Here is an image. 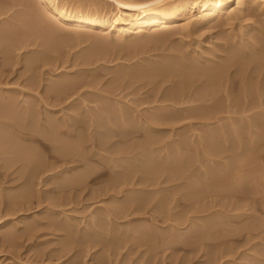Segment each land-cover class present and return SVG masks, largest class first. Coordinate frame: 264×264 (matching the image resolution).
I'll return each mask as SVG.
<instances>
[{"label":"rangeland","instance_id":"rangeland-1","mask_svg":"<svg viewBox=\"0 0 264 264\" xmlns=\"http://www.w3.org/2000/svg\"><path fill=\"white\" fill-rule=\"evenodd\" d=\"M20 1L24 5H22ZM34 1L32 0H29V1L28 0H23V1L22 0H0V7H1L0 9L2 8L6 9L8 7L11 9L10 10L11 15L9 12L6 18L0 19V30L3 31V33L2 32L1 33L5 35V36H3L2 34L0 35L2 36L0 37V53H3V54H0V57H1L0 66H2L1 63L2 62L4 63V60H7V58H9L10 56V59H9L10 63H8L9 65L6 68L4 67V69L0 67V88H1L0 90L15 91L17 89L16 90L17 92L22 90L21 91L22 93L20 94L17 93L21 95V96L18 95L19 100H22V99L24 100V98L26 99V97H28L31 93L32 97L29 96L27 98L28 100H30V102L29 101L28 102L34 105L36 104L37 101H39V105L37 103L34 106L36 109L39 108L40 112L43 113L42 116L39 115L41 116L40 118L44 117V120H45L48 117H50L51 119L55 117L54 119L55 121H57L56 124L57 125L60 124L58 125L59 128L56 127L57 130L55 128L53 129L55 130V132H53V130L51 131V133L53 134L49 132V134L52 137H54L53 141H55V143L57 144H60V143L65 144V145L67 144V146L71 144L72 147H74L75 149L77 148L76 150H77L78 157L76 155L75 159H81L82 157L83 159L81 160L82 162L79 161L77 164L70 163L67 166L64 163V160L61 157H59V155L53 150V147L50 146L49 142L44 141V144L48 145V146L47 145L44 146V144L41 145L36 141L34 142V140H26L27 138L25 136L22 137L23 139L25 138V140L21 139L20 144L23 143V146L28 145L29 147H33V149H35L34 150L35 154L37 155L38 158L40 159L43 158L42 159L43 162L44 161H46L45 163L49 162V164H53L54 167L55 166L56 167L55 169L52 170V172H49L50 174L48 172H46L45 175L42 174L43 177H41V181L43 183L40 181V178L39 180H37L38 177L34 179V181L35 180L40 181V184L39 182L37 183L36 181L35 182L33 181L35 184L37 183L36 185L34 184L35 186L32 185L34 186L36 192H35V196L33 197L34 199L28 198V200L30 201L26 200L25 199L26 197L23 199L20 197V195L23 194V192H25V190L27 189L25 187H28V186H25L28 184V182H26L27 177L24 176L25 178L22 179L23 177L20 174L19 166L21 164L15 165L16 167H13L11 171L5 173L6 175H0V202L3 201L2 204H0V264H212V263L213 264H218V263L219 264H264V191H263L264 188L260 187L259 185L260 184L259 181L261 180L258 179L259 180L258 181L255 178V177L259 178L258 177L259 172L256 173L257 176L255 177L253 176L255 172L259 171V168L263 169L264 171V139H263L264 138V127L262 128V126L264 125V89H261V91L259 90L260 93L259 91L258 93L256 92L258 94V97H257V94H255L256 96L255 99L258 100L259 103L257 101L258 103L257 104L255 100L254 102L255 104L252 103L250 105L251 106L249 108L250 111L247 110L249 106L246 108V111L244 112L243 110L245 109L240 110L241 109L240 108L239 109L240 111H239V110H236L237 107L234 106L235 108L231 107L229 109L223 110L224 113L223 111H220L218 113L214 112V116L215 114L217 115L220 114L218 116L217 115L215 116L216 117L215 119H218V121L216 122V120L215 121L212 120L214 118V116L212 117L213 113L210 114L211 118H208V120L206 118L205 120L203 118L201 119L198 118V116H200L198 115V113L200 112L197 113L196 111H191V112L186 111L190 109V106L193 103H191L190 106L188 105V103L184 104L185 106L188 105L187 106L188 108H186V110L182 108L184 107L183 104L180 105L182 110L186 111V113L182 112L183 115H181L182 113H181V109L179 108L180 107L179 105L177 106L175 105L176 106L175 107L174 105L172 106L171 105L172 103L170 104V102L164 103V101H162L161 96H163L164 94L166 95V93L174 90L173 88H175L176 86L175 85L176 79L174 80V78H172L173 80L170 78L171 80L170 79L169 81L167 80L168 82L164 81L166 84L161 82L160 85H159L160 82L159 83L157 82L158 84L157 85L156 82L154 81L144 82V80L142 81L138 79L137 80L131 79L132 81L131 82L129 81L130 79L128 80L124 78L120 80L119 82H113L118 76L116 75L118 74L117 71L119 72V75H120L122 72L125 74L126 70H127L126 73L131 72L133 70L132 67L137 68L141 64L151 65V64H155L153 63L154 61L155 62H161L165 60L169 61L171 56H173V59H175L174 56L176 57L177 55L181 54L180 53L181 51L189 55H190V52H191V55L194 52L195 54L197 53V55L201 53L202 55L199 54V56H202V58L205 57L204 54H206V56H209L212 54L213 56L214 53L216 54L218 53V52H215L217 50L216 48H213V47L224 48V45L225 47L229 45L228 43H230L231 46L232 44H234L233 43L234 40L236 41V39L233 38L235 33H237L235 37L239 38V33H240L239 27L236 26V24L233 25V27L226 25V22L222 18L223 20L220 19L218 21L215 20L214 22H212L211 23L212 25L206 24V25L197 26V28L195 27V29L193 28L192 29L193 34L189 35L190 36V37L188 36L189 38L187 37L185 33L183 32L179 33L178 31V32H174V34L172 33V35L171 33H168L171 36V37L169 36L167 37L169 40L166 38L167 35L166 36L161 35L164 38L158 37L160 36V33H159L157 36L155 35V37L143 36L141 38L126 40L123 42L121 41L122 44L120 42L118 44L116 42L112 43V44L116 43V45L118 46L120 45L122 46V48H124L125 46L124 48L125 50L126 49L128 50V48L129 50H131L132 49L131 47H133V49L135 47L139 49L141 48V51L140 50H139L140 52L138 51V54L139 53L141 54H139L138 56L135 55L134 57H129V58H128L127 50H126L127 57H125L126 54L124 53L125 52L124 49H122L124 52L117 49L121 53L125 54V55L124 54L119 55V52H117V50H116V53L114 52L112 53V49L109 48L110 49V52H109L108 47H110L111 44L107 46V48L101 47L102 44L108 43V37L105 36L106 33L100 32L101 33L100 34L99 32L98 33L93 32L92 34V32L86 33L83 30L77 31L78 34H76L75 30L69 31L71 33V36L73 33L74 37L70 38L69 37L70 34H69L68 37L65 38V41H64V37H62L60 40L64 41V43L66 44L59 41V43H61L60 45H58L59 48L54 47L57 45L51 43L53 44L52 51H51L52 47L50 46V44L47 46L46 45L44 46L43 45H40V46L31 45V47L18 49L15 51L13 48H11L13 49V50L9 49V51L11 52H9L7 55L4 54L5 46L10 45L9 44L10 36H8L7 28H4V27H7L8 22L14 21L13 16L18 19L17 24H20V20L21 22L23 19L25 20L26 17H24L25 16L24 14L26 13V10H25L26 8L23 6H25V4L28 2L30 3ZM76 1L78 0H69V2H74L75 4H76ZM79 1L82 4L91 5L92 7L96 9H100L104 13L105 12H107V14L110 13L109 15L111 16H115V17L120 16V13L116 11L117 10L116 6L112 3V0H79ZM16 3H18V5ZM261 3L263 5L262 7L264 10V0ZM232 5L236 6V2L232 3ZM22 11H25L24 14ZM91 11L92 10H89V12ZM12 12H13V15H12ZM195 14L199 15V13H196V12ZM20 16L21 17L23 16V19L22 18L19 19ZM255 16H252V15L248 16L251 19L250 20L251 22L249 21V18H248L247 21L245 20L246 22L244 23V25L248 24V21L249 23H252L253 21H255L256 23L252 25V28L260 29L263 25L262 18H264V15L262 14V12H257ZM5 22L7 23V25ZM243 22H242V25H243ZM9 26L13 30H18L17 27L19 25L18 26L16 25L17 27L14 25L16 29L12 25H9ZM5 30H6V33H5ZM65 30L62 31V33L64 32L63 34H65ZM231 30H233L234 32ZM76 36H80L78 37L79 39ZM143 38L144 39L146 38V39L144 40ZM259 38L263 40L264 36L261 35V37ZM105 39H106V42H105ZM67 40H70V41L68 42ZM95 40L97 41V43ZM114 41H117V40H114ZM224 41L227 42V45H226V42ZM126 46H128V48H126ZM179 46L182 48L179 49ZM55 48L57 49L55 50ZM104 48L106 49V53L104 52L105 51ZM100 49L104 53L101 52ZM45 51L46 53L49 52L48 53L49 55H46V56H49L50 58L49 62L51 64H49V62L45 64H43L44 62H40V63L38 62V64L36 63L37 65L36 64L32 65V63L30 64V62H28L30 58L34 57L35 55L37 56L38 53L39 54H42V52L45 53ZM210 51H212V53ZM89 54H91V56H89ZM2 57L4 60H2ZM86 58H88L89 61ZM253 58L254 56H252L250 59H253ZM11 59H13V61ZM173 59L171 58V60ZM223 60L224 59H221L220 61V59H218L217 63L219 62L222 63ZM146 61L148 63H145ZM248 61H249L248 63H250V60ZM245 62L247 63V61L244 60V63ZM215 63H212V65ZM206 64L208 65V63ZM135 65H138V66H135ZM250 65H253V64H250ZM32 66H35V67L31 69ZM251 67L252 66H250V68ZM126 68H129V69H126ZM259 71L262 72V70H259ZM79 74L82 75L84 78L82 79L83 81H81L80 87L78 86L77 90L79 91H77L76 93L74 92V94L71 93L72 96H69L70 99L65 98L64 101L66 103L63 101V103L59 102L60 104H58L57 101H54L52 99L54 98L53 97L54 95H52V93L49 92V86L55 84L56 81L57 83L58 82L60 83V81L61 82L64 81L65 78H74V76L79 75ZM239 74H241L242 76L241 75L239 76ZM261 74L262 75H260L259 77H256V80L257 78H259V80L263 78L264 75L263 73ZM234 75H236V73ZM245 75L246 74L242 72V73H237V76L239 77L235 76L237 83L235 82L236 85L235 84H234L235 86L233 85L235 90L233 89L234 92L231 91V93H233V95H236L235 96L236 98H237V94H240L241 92V91H237V90H241L239 78L245 77ZM28 76L29 77L33 76V77H36L35 79H38V82L36 83L38 87H36L35 85L34 87L36 88H33V86L32 88H30V85L28 83L29 82ZM86 78H87V81H86ZM26 79L28 80V82H26L27 81ZM110 82H112L113 86L111 85ZM146 83H147V86L145 85ZM196 84H197V89L200 88L198 86L201 85V83L199 84L198 82ZM26 86H28V90L26 89L27 88ZM156 86H158L159 89H157ZM195 86L196 85H193L191 87V91L192 90L196 91ZM236 86L237 87L239 86V89H237ZM29 88L31 89L30 91H29ZM151 90L153 92H150ZM13 91H8L7 95H9V92L12 93ZM15 93L13 92L12 94L15 95ZM24 94L25 95L29 94V95L25 96ZM220 94L222 95L223 93H220ZM253 94H254V91H253ZM41 95L44 97H42ZM50 95L52 96V98ZM233 95L229 96L230 97L229 99L233 98ZM156 96L157 97L159 96V97L157 98ZM48 97H50V99H48ZM42 98L43 100H45V98L48 99L47 101L50 100L49 101L50 103L46 101L48 104L47 105L46 102L43 101L45 102L43 104ZM150 98L152 99L154 98V99L152 100ZM223 98L225 97H222V98L218 97L217 99L219 100L216 99V101H220L222 104L225 100ZM155 99H157V101H155ZM220 99H222V101ZM53 101L57 104H55ZM51 102L54 103L55 105L52 104ZM118 102H120L121 104H118ZM212 103L214 104L215 100L209 101L208 104H212ZM195 104L196 103H194L193 105ZM46 105L49 106V110L46 107ZM52 105H54L53 106L54 108H51ZM158 105L160 107L161 106H164V107L160 108ZM43 106L44 108H42ZM119 106L120 107L122 106L123 108V109L121 108L122 111H126L129 109L128 112L126 111L127 112L126 116L129 117V120L128 119L126 120L127 122L131 121L130 124L124 123L126 120L124 119L122 120V118L120 117L119 118L117 117L118 119L116 118V115L118 116L119 114L118 113V109L120 108ZM172 107H174L175 110L179 109L177 111L178 113ZM155 108H157L158 110ZM111 109L112 111H109ZM164 109L167 112L169 111L168 112L169 114L166 111H164ZM172 109L175 112L172 111ZM155 110L157 111L155 112ZM233 111L234 113H232ZM153 112L155 114H153ZM193 112H195V114ZM131 114L133 118H131L132 117ZM161 114L163 115L165 114L166 116L164 115L162 117ZM47 115L49 116L45 117ZM50 115L51 116L53 115V116L51 117ZM113 116L116 118L115 121L118 123L114 121ZM151 116L155 117L156 119L158 117L159 122H157L158 119L157 120L155 119L157 123L153 122L154 118L152 119ZM161 117L162 119H164L165 117L164 119L165 122L163 121L162 123H160ZM54 119L52 120L54 121ZM57 119H60V120H57ZM219 119L221 120L219 121ZM119 120L122 121V124H127L128 126L122 125ZM145 120L147 121V123ZM27 121L30 123L29 118H25V121L20 122V124L23 123L21 125H24L23 127H25V125H28ZM248 122H249V125H248ZM250 122H253L256 126L255 125L254 127H252L253 125L250 126ZM258 122L261 125L260 124L258 125ZM12 124L13 122L12 123L10 122L8 125L11 126ZM1 127L2 126L0 125V128ZM5 128L2 127L1 130ZM214 128L215 130L213 131ZM59 129L62 132L59 131ZM226 129L228 131H226ZM5 130H7V128ZM68 130H71L72 132ZM222 130L223 132H221ZM230 130H231V133H230ZM244 131H246V133ZM126 134L127 136L124 137ZM149 134L151 135L154 134V137L152 138L150 137L151 136L150 135L149 138H146L148 137ZM56 135L57 137H55ZM258 135L259 136L262 135V136L258 137ZM105 136L109 138L112 136L113 137L111 139L106 137L105 139ZM155 137H156V140H158L157 142L160 141L159 143L157 142L156 144L154 143L156 141ZM258 138L261 139L262 142L259 143L257 141L259 140ZM184 139L186 142L184 141ZM152 140H155V141L153 142ZM178 140L180 142H178ZM228 140L231 143H229ZM18 142H19V138H18ZM79 143L81 144V146ZM138 144L140 147L138 146ZM143 144L144 146H141ZM262 146H263V149H262ZM136 147H138L139 149H137ZM219 147H221V150ZM232 147L233 148L236 147L237 150L233 149ZM127 149H130L128 151L129 152L131 151L132 153L127 152ZM148 149L153 154H151L148 151ZM43 153L44 155H42ZM210 153L216 156H212ZM233 154H234L233 156L234 158L232 157ZM178 155H180L181 158ZM220 155H221V158H220ZM149 157L150 158L153 157L152 158L153 161H151L152 159H149ZM178 158L180 159L178 160ZM237 158H240L242 160H239ZM232 159L234 160L237 159L241 161L242 165L239 161H236V160H235L236 161V164H235V161ZM243 159H245V161ZM231 161H234L232 162L233 164L232 163L230 164ZM146 162H147V166H146ZM55 163H57V165ZM219 163H222V164L220 165ZM118 164L120 167L118 166ZM113 165L114 166L116 165V166L114 167ZM237 165L238 166L241 165L240 167H242V170L246 169L247 171L246 170L242 171L241 168L238 167ZM72 167L76 169H72ZM113 168L115 169L114 171H113ZM233 168H235V170ZM236 168H239L240 169L239 171L243 173L240 172L239 174V172L236 171L237 170ZM232 169L236 171L237 174L231 171ZM249 169L251 170L249 171ZM145 170L146 172H144ZM148 170L149 172H147ZM226 170L228 173L226 172ZM244 172L250 173L251 177L250 178L247 177L248 173L244 174ZM118 173H121V174H118ZM252 173L253 175H251ZM87 174L89 176L87 178L88 181L86 179V182L85 184H82V187L77 186L79 188L75 187V189L74 187H72L71 189L73 190H71L69 186H67L69 187V189L66 187H63V186H66L64 185L65 183L64 184L62 183L63 180L61 181L63 177L66 179L67 177L74 178V176L77 177L78 175L81 176V175H87ZM145 174L147 175L145 176ZM197 174L198 176L196 177ZM231 174L233 175V177ZM218 175L220 177H217ZM229 175L232 178H235L237 176L239 177L235 178L236 180L230 177L231 180H235V181L233 182L231 181V183L233 184H231L230 186L228 185L230 183L226 182V184L228 183L227 186H229V187L226 186V188H229V189H226V192H225V190L223 191L222 185L225 186L224 185L225 183H223V181L224 182L228 181ZM244 176L246 177V179H244L245 178ZM122 177L124 179L127 178L128 182L127 181H126L127 183L119 182L122 184L121 185L118 183L119 188L121 187L120 190L119 188L117 189L116 187L114 188V186L111 184L113 182L112 180L116 178H118L119 180L120 179L124 180ZM146 177L147 179L149 178L148 179L149 182L145 179ZM151 177L153 179L150 180ZM214 177H215V180H214ZM224 177L225 179L228 177L227 180H225ZM45 178L46 179L49 178V179L45 180ZM137 178H138V182H137ZM239 178L241 179L242 182L240 181L236 182L237 180H240ZM140 179L143 181H140ZM253 179L255 181H253ZM261 179H264V178H261ZM246 180H251V183L250 181H246ZM44 181H49L48 184L46 183L48 186L45 184ZM59 181L60 183H62L60 185H61V188L64 190L58 189L60 187ZM150 181H153V184L154 182H156L157 184H155V186L153 185L151 186L149 185V183L152 184ZM57 182H58V185H57ZM243 182L244 184H242ZM261 182L264 183V180H262ZM107 183L109 184V186ZM237 183H239L240 186L239 185L236 186ZM263 183H261V186ZM255 185H256V188L258 186L257 189L255 188ZM110 187L111 188L113 187L114 189L112 188L111 190ZM210 188L212 191L213 190L214 191L212 192ZM102 189L104 190V192ZM200 189L201 191L203 190V192H201ZM207 190H209V194L210 192L212 194L209 195ZM257 192L258 193L260 192L261 194L260 193L258 194ZM230 195L233 197H231ZM15 196H19L20 198L16 199L15 201H12L11 200L12 197L15 198ZM10 201H12L11 204L9 203ZM137 201L139 204L137 203ZM130 202H133L132 204H135V203H137L138 205L142 204L140 205L141 208L137 204H135L134 206L133 205L131 206ZM218 202L219 204H217ZM122 203L126 204V206L130 203L127 208L125 207L126 208L124 209L125 211L123 210L124 204ZM236 203L239 205H237ZM118 205L122 208L116 207ZM129 206L131 207L129 208ZM163 206L166 208L162 209ZM6 209H8L9 211ZM108 212L109 213L111 212L110 214H112L110 215V217L107 216ZM114 212L116 215L114 214ZM92 215H94V217ZM106 216L110 220L105 219ZM53 218L55 220L54 223L52 221V224L54 226H52L51 222H49L50 220H53ZM101 218L103 219V221ZM9 220L12 222L10 223ZM99 220H101V222ZM32 227L33 228L35 227L34 228L35 230ZM88 227H92V228H88ZM10 230L12 231V234L14 235L12 240H8L6 238L7 234L11 233ZM88 231H90L91 233H89ZM89 235L92 236V238L89 237ZM67 237H68V240H67ZM86 237H87V239H85L86 244L85 242H83L82 244L81 240ZM93 237L96 239L95 241H97L98 245L94 241ZM97 237L99 238L103 237V238L99 239ZM71 238L74 240H72ZM89 238H91L90 241H89ZM13 239H15L14 242H13ZM94 242H95V245L93 244Z\"/></svg>","mask_w":264,"mask_h":264},{"label":"bare ground","instance_id":"bare-ground-1","mask_svg":"<svg viewBox=\"0 0 264 264\" xmlns=\"http://www.w3.org/2000/svg\"><path fill=\"white\" fill-rule=\"evenodd\" d=\"M23 1V0H22ZM29 1V0H28ZM32 1H34V0H32ZM18 2V1H17ZM21 2V1H20ZM24 2H26V1H24ZM236 2V6H233L232 5V3H235ZM261 2H263V0L262 1H260V0H112V3L116 6V11H118V13H120V16L119 17H115V16H111V15H109V14H107V12H103L102 10H100V9H96V8H94V7H92L91 5H86V4H82L79 0L78 1H76V4L74 3V2H69V0H36V1H34V2H28V3H26L25 4V6H23V7H25L26 9V13L24 14V12L25 11H22L23 12V14L25 15L24 17H26V19L24 20L23 19V16L21 17L20 16V18L19 19H23L22 20V22H21V20H20V24H17V21H18V19L17 18H15L14 16H13V19H14V21H10V22H8V25H7V23H6V25H7V27H4V28H7V31H8V36H10V38L9 37H7V38H9L10 39V45L8 46H5V53L4 54H8L9 52H11V51H9V49H11V48H13L14 49V51L15 50H18V49H23V48H28V47H31V45L32 46H34V45H49L50 44V46L52 47V45L53 44H55V45H57V46H54V47H58L59 48V46L58 45H60L61 43H59V41H61L62 43H64V41H65V38L66 37H68V35H69V37L71 38H73L74 36H73V33H72V36H71V33L69 32V31H71V30H75L76 31V34H78L77 33V31H85L86 33L88 32H92V34H93V32L95 33V32H101V33H106V35L105 36H107L108 37V43H106V44H102L101 45V47H105V48H107V46H109L110 44V47H108V49L110 48V49H112V53L114 52V53H116V50L118 49V50H120V51H122V52H124L122 49H124L125 48V46H124V48H122V46H118V45H116V43L118 44L119 42L121 43V41L123 42V41H126V40H132V39H136V38H141V37H143V36H149V37H155V35L157 36L159 33H160V36H158V37H162V36H166V38L169 36V37H171L168 33H171V35H172V33L174 34V32H178L179 31V33L180 32H183V33H185L186 35H187V37L189 36V35H191V34H193V28L195 29V27L197 28V26H201V25H206V24H211L212 22H214L215 20H223L224 19V21L226 22V25H229V26H232L233 27V25H235L236 24V26H238L239 27V38H236L235 37V35L237 34V33H235V35H234V39H236V41L234 40V44H232V46L230 45V43H228L229 45H227V42L226 41H224V42H226V47H225V45H224V48H217V47H213V48H216V50L217 51H215V52H218L217 54L216 53H214V51H213V56H212V54L211 55H209V56H206V54H204L205 55V57L204 58H202V56H199V54H201V53H199L198 55H197V53L195 54V52L191 55V52H190V55L189 54H185V52H180L181 54H179V55H177L176 57L174 56V58L175 59H173V56H171V58L173 59V60H171V58L169 59V61L168 60H165V61H161V62H153V63H155V64H151V65H139V67H137V68H133L132 67V71L131 72H129V73H126L127 72V70H126V72H125V74L122 72L120 75H119V72L117 71V73L118 74H116V75H118L117 77H116V81L114 80L113 82H119L120 80H122L123 78L124 79H130L129 81H131V79L132 80H144V82L145 81H154V82H156V84H157V82L159 83V85L161 84V82H163L164 84H166L164 81H169V79L171 78H174V80L176 79V86H175V88H173L174 90H172V91H170V92H168V93H166V95L164 94H162L163 96H161L162 98V101H164V103L165 102H170V104L173 106H177V105H184V104H186V103H188V105L190 106V104L191 103H196L195 105H193V104H191V106H190V109L189 110H186V108H188L187 106H185L184 105V107H182L184 110H186V111H189V112H191V111H196L197 113L198 112H200V113H198V115H200V116H198V118H203V119H205L206 120V118H207V120H208V118H211L210 117V114H212V117L214 116V112L215 113H218V112H220V111H223V110H225V109H229V108H231V107H237V109L236 110H239L240 108V110H243V109H245V110H243V112L244 111H246V108H247V110H249V108L251 107L250 105L252 104V103H254L255 102V98H256V96H255V94H257L258 93V91L260 90L261 91V89H264V76H263V78H262V76H261V78L262 79H260L259 80V78H257V80H256V77H259L260 75H262L261 73H263V75H264V39L263 40H261V38H259V37H261V35H263L264 36V18H262V23H263V25H262V27L259 29V28H255V29H253L252 28V25L253 24H255L256 22L255 21H253L252 23H249V21L251 20L248 16H250V15H252V16H255L256 14H257V12H262V14L264 15V10H263V5H262V3ZM14 3H15V1H14ZM19 3V2H18ZM18 3H16L17 5H18ZM15 4V5H16ZM21 4L22 5H24L22 2H21ZM20 5V4H19ZM7 6V5H6ZM17 7V6H16ZM1 8V7H0ZM9 8V7H8ZM8 8H2V9H0V17H2V18H0V19H4V18H6L8 15V13L10 12V8L8 9ZM89 10H92L91 12H89ZM108 11V10H107ZM114 11V10H113ZM195 12L196 13H199V15L197 16L196 14H195ZM256 13V14H255ZM113 14H114V12H113ZM10 15H11V12H10ZM12 15H13V12H12ZM19 16V15H18ZM17 16V17H18ZM258 16V15H257ZM12 17V16H11ZM256 17V16H255ZM259 17V16H258ZM28 18V19H27ZM30 18V19H29ZM223 18V19H222ZM248 18H249V21H248V24H245L244 25V23L248 20ZM252 18V17H251ZM10 19H12V18H10ZM246 20V21H245ZM223 21V22H224ZM244 21V22H243ZM260 21H261V19H260ZM242 22H243V25H242ZM251 22V21H250ZM3 23V22H2ZM6 25H4V26H6ZM9 25H12L13 27H14V25L18 28V30H13V29H11V27L9 26ZM207 25V26H208ZM212 25V24H211ZM217 25V24H216ZM8 27H10V28H8ZM224 27V26H223ZM15 28V27H14ZM67 28V29H66ZM16 29V28H15ZM65 30V34H63L62 33V31H64ZM70 29V30H69ZM67 30H68V32H67ZM197 30V29H196ZM229 30V29H228ZM75 31H73V32H75ZM231 31H233V30H231ZM3 33V31H1L0 30V35ZM234 32V31H233ZM5 33H6V30H5ZM67 33V34H66ZM100 33V34H101ZM157 33V34H156ZM179 33H177V34H179ZM194 33H195V31H194ZM224 33V32H223ZM83 34V33H82ZM176 34V33H175ZM184 34V35H185ZM3 35V34H2ZM18 35H19V37H18ZM81 35V34H80ZM84 35V34H83ZM103 35V36H104ZM162 35V36H161ZM196 35V34H195ZM3 36H5V35H3ZM17 36V37H16ZM102 36V37H103ZM0 37H2V36H0ZM62 37H64V41H62V40H60ZM77 38L78 37H80V36H76ZM89 37V36H88ZM190 37V36H189ZM188 37V38H189ZM162 38H164V37H162ZM165 38V39H166ZM232 38V39H233ZM69 39V38H68ZM79 39V38H78ZM144 39V38H143ZM146 39V38H145ZM144 39V40H145ZM155 39V38H154ZM157 39V38H156ZM168 39V38H167ZM171 39V38H170ZM215 39V38H214ZM3 40V39H2ZM82 40V39H81ZM100 40V39H99ZM98 40V41H99ZM114 40H119L118 42L117 41H114ZM139 40V39H138ZM169 40V39H168ZM227 40V39H226ZM4 41V40H3ZM68 42L70 41V40H67ZM80 41V40H79ZM96 41V40H95ZM102 41V40H101ZM163 41V40H162ZM223 41V40H222ZM230 41V40H229ZM39 42V43H38ZM105 42H106V39H105ZM113 42H116V43H114V44H112ZM127 42H129V41H127ZM51 43H53V44H51ZM96 43H97V41H96ZM104 43V42H103ZM145 43V42H144ZM147 43H148V41H147ZM182 43V42H181ZM4 44H5V42H4ZM3 44V45H4ZM8 44V43H7ZM64 44H66V43H64ZM122 44V43H121ZM187 44V43H186ZM216 44V43H215ZM2 45V46H3ZM144 45V44H143ZM181 45V44H180ZM249 45V46H248ZM49 46V47H50ZM100 46V45H99ZM114 46V47H113ZM141 46H142V44H141ZM221 46V45H220ZM4 47V46H3ZM50 47V48H51ZM39 48V47H38ZM44 48H46V47H44ZM43 48V49H44ZM104 48V49H105ZM126 48H128V46H126ZM132 49L131 50H129V48H128V58L129 57H134L135 55H139V54H141V53H139L138 54V51L140 50L141 51V48L139 49V48H137V47H135L134 49H133V47H131ZM144 48V47H143ZM146 48V47H145ZM180 48H182V47H180L179 46V49ZM187 48V47H186ZM13 49H11V50H13ZM46 49H48V48H46ZM52 49H53V47L51 48V51H52ZM57 48H55V50H56ZM103 49V48H102ZM110 49H109V52H110ZM115 49V50H114ZM2 50V49H1ZM42 50V49H41ZM117 50V52H119V55H122V54H126V50H125V52L124 53H121L120 51H118ZM187 50V49H186ZM202 50V49H201ZM36 51V50H35ZM49 51V50H48ZM93 51V50H92ZM100 51L101 52H103L101 49H100ZM139 51V52H140ZM178 51V50H177ZM55 52V51H54ZM53 52V53H54ZM58 52V51H57ZM96 52V51H95ZM105 53H106V49H105V51H104ZM103 52V53H104ZM108 52V53H109ZM172 52H174V51H172ZM172 52H171V54H172ZM205 52V51H204ZM209 52V51H208ZM211 53H212V51H210ZM28 53V52H27ZM49 53V52H48ZM48 53H46V51H45V53L44 52H42V54H37V56L35 55L34 57H32V58H30L29 60H28V62H30V64L32 63V65L33 64H38V62L40 63V62H44L43 64H45V63H48L49 62V56H46V55H49ZM103 53H102V55H103ZM177 53V52H176ZM189 53V52H188ZM203 53V52H202ZM0 54H3V53H0ZM12 54V53H11ZM124 54V55H125ZM209 54V53H208ZM27 55V54H26ZM32 55V54H31ZM52 55V54H51ZM87 55V54H86ZM93 55V54H92ZM123 55V56H124ZM169 55V54H168ZM202 55V54H201ZM9 56V55H8ZM89 56H91V54H89ZM110 56V55H109ZM252 56H254V58L253 59H250ZM12 57V56H11ZM53 57V56H52ZM57 57V56H56ZM125 57H127V54H126V56ZM170 57V56H169ZM168 57V58H169ZM1 58V57H0ZM103 58V57H102ZM248 58V59H247ZM10 59V56H9V58H7V60H4L3 59V57H2V60H4V63L2 64L1 63V65L2 66H0L1 68H3L4 69V67L6 68L9 64L8 63H10L9 60ZM53 59V58H52ZM85 59V58H84ZM88 61H89V59L88 58H86ZM218 59H220V61H221V59H224L223 60V62L222 63H217V61H218ZM12 61H13V59H11ZM86 60V61H87ZM146 60V59H145ZM164 60V59H163ZM243 60V61H242ZM244 60L245 61H247V63L245 64L244 63ZM248 60H250V63H248L249 61ZM1 61V60H0ZM6 61V62H5ZM51 61H53V60H51ZM152 61V60H151ZM216 62V63H215ZM145 63H148L147 61L145 62ZM206 63H208V65L206 64ZM212 63H215V64H213L212 65ZM243 63V64H242ZM25 64V63H24ZM28 64V63H27ZM36 64V65H37ZM49 64H51L50 62H49ZM139 64V63H138ZM209 64H211V65H209ZM250 64H253V65H250ZM40 65V64H39ZM42 65V64H41ZM47 65V64H46ZM126 66V65H125ZM135 66H138V65H135ZM248 66V67H247ZM250 66H252L251 68H250ZM35 66H32L31 67V69L32 68H34ZM38 67V66H37ZM123 67V66H122ZM127 67V66H126ZM8 69V68H7ZM28 69V68H27ZM126 69H129V68H126ZM249 69H251V70H249ZM30 70V69H29ZM118 70V69H117ZM119 70H120V68H119ZM259 70H262V72L261 71H259ZM121 72V71H120ZM245 73L246 75H245V77H240L239 78V83H240V89L241 90H237V89H239V86L237 87L236 86V90L237 91H241L240 92V94H237V98L235 97L236 95H233V93H231V91H233L234 92V90H235V88H234V86L236 85V77L235 76H237V73ZM80 73V72H79ZM236 73V75H234V74ZM2 74V73H1ZM10 74H11V72H10ZM45 74V73H44ZM3 75V74H2ZM31 75V74H30ZM241 74H239V76H240ZM8 76H10V75H8ZM239 76H237V77H239ZM242 76V75H241ZM29 77V76H28ZM31 77V76H30ZM29 77V82H28V80L26 81V82H28L29 83V85H30V88H32V86H33V88H36V87H38L37 85H36V83L38 82V79H35L36 77H31L30 78ZM115 77V76H114ZM82 79H84L83 78V76L82 75H76V76H74V78H65L64 79V81H60V83L58 82L57 83V81H56V83L55 84H53V82H52V84L53 85H51V86H49V92H51L52 93V95H54L53 97L54 98H52V96H51V98L54 100V101H57V103L58 104H60L61 102L63 103V101L65 100V98H69L70 99V97L69 96H72L71 95V93L72 94H74V92L76 93L77 91H79V90H77L78 89V86L80 87V85H81V81H83ZM170 79V80H171ZM4 80V79H3ZM35 80H37V81H35ZM173 80V79H172ZM5 81V80H4ZM86 81H87V78H86ZM167 81V82H168ZM13 82V81H12ZM50 82H51V80H50ZM126 82V81H125ZM132 82V81H131ZM171 82V81H170ZM199 82V84L201 83V85H199L198 87H200V88H198L197 89V84L196 83H198ZM236 82V83H235ZM5 83V82H4ZM27 83V84H28ZM111 83V85H112V82H110ZM121 83V82H120ZM138 83V82H137ZM153 83V82H152ZM162 83V84H163ZM172 83V82H171ZM195 83V84H194ZM26 84V85H27ZM38 84H40V83H38ZM114 84V83H113ZM116 84V83H115ZM142 84V83H141ZM155 84V85H156ZM235 84V85H234ZM2 85V84H1ZM17 85V84H16ZM25 85V84H24ZM36 85V87H34ZM49 85V84H48ZM107 85V84H106ZM110 85V86H111ZM117 85V84H116ZM119 85V84H118ZM146 86H147V83L145 84ZM145 85H143V86H145ZM158 85V84H157ZM193 85H196L195 87H196V91L194 90H192L191 91V87L193 86ZM234 85V86H233ZM92 86V85H91ZM113 86V85H112ZM173 86V85H172ZM2 87H4V86H2ZM27 88V90H28V86H26ZM84 87V86H83ZM116 87V86H115ZM157 87V89H159L158 88V86H156ZM163 87V86H162ZM194 87V88H195ZM29 88V91L31 90ZM47 88V87H46ZM144 88V87H143ZM154 88V87H153ZM172 88V87H171ZM1 89V88H0ZM12 89V88H11ZM38 89V88H37ZM44 89V88H43ZM111 89V88H110ZM161 89V88H160ZM234 89V90H233ZM17 90V89H16ZM15 90V91H16ZM20 90V89H19ZM18 90V91H19ZM33 90V89H32ZM36 90V89H35ZM8 91H13V90H0V125L2 126V127H6L7 128V130H5V129H3V130H1V128H0V175H6L5 173H7V172H9V171H11V169L13 168V167H16L15 165H18V164H21L20 166H19V168H20V174H21V176L23 177H21L22 179H24L25 177L24 176H26L27 177V181L26 182H28V184L27 185H25V186H28V187H25V188H27L26 190H25V192H23V194H21L20 195V197L23 199V198H25L26 200H28V198L30 199V198H32V199H34L33 197L35 196V188H34V186L39 182V184H40V181H41V177H43V175H45V173L46 172H52V170L53 169H55V167H54V165L53 164H49V162L48 163H45L46 161H44L43 162V158H38L37 157V155L35 154V149H33V147H29L28 145H24L23 146V143L22 144H20V140L21 139H23L22 137L23 136H25L27 139L26 140H34V142L36 141V142H38L39 144H44V141H46V142H49L50 143V146H52L53 147V150L59 155V157H61L63 160H64V163L68 166V164H73V163H78L79 161L80 162H82L81 160L83 159V157L81 158V157H79V158H81V159H75V157H76V155H77V157H78V154H77V148L75 149L74 147H72L71 146V144L69 145V146H67V144L65 145V144H62V143H60V144H57V143H55V141H53V138L54 137H52L50 134H49V132L51 133V131L55 128L56 130H57V128H59V126L58 125H60V124H56V122L57 121H55V117L54 118H52V119H54V121L50 118V117H48L49 115H47V116H45V117H48L47 119H45L44 120V117H42V118H40L42 115H43V113L42 112H40V110H39V108L38 109H36L35 108V106L34 105H36L37 103H38V105H39V101H37L36 102V104H34V105H32V103L30 104L29 102H30V100H28L27 98L29 97V96H31V93H30V95L28 96V95H25V96H28V97H26V99L24 98V100L22 99V100H19L18 99V95L20 94V93H22L21 91H19V92H17L16 91V93H15V91H13L14 93H15V95L14 94H12V93H10L9 92V95H7V93H8ZM160 91V90H159ZM158 91V92H159ZM253 91H254V94H253ZM260 91H259V93H260ZM36 92V91H35ZM43 92V91H42ZM114 92V91H113ZM150 92H153L152 90L150 91ZM155 92V91H154ZM236 92V91H235ZM257 92V93H256ZM17 93H19V94H17ZM157 93V92H156ZM165 93V92H164ZM220 93H223L222 95L220 94ZM237 93H239V92H237ZM12 94V95H11ZM17 94V95H16ZM230 94H232L233 95V98H231L232 99V101H231V99H229L230 97L229 96H232V95H230ZM39 95V94H38ZM76 95V94H75ZM219 95V96H218ZM19 96H21V95H19ZM25 96H23V97H25ZM34 96V95H33ZM36 96V95H35ZM40 96V95H39ZM42 96V95H41ZM46 96H48V95H46ZM22 97V98H23ZM32 97V96H31ZM42 97H44V96H42ZM56 97V98H55ZM153 97H155V96H153ZM157 97V96H156ZM159 97V96H158ZM157 97V98H158ZM218 97H225V98H223V99H225L224 100V104L222 103L221 104V102L220 101H216V99ZM257 97H258V94H257ZM259 97H261V96H259ZM33 98H35V97H33ZM216 98V99H215ZM48 99H50V97H48ZM48 99H46L45 98V100H43V98H42V102L43 101H47ZM150 99H152V98H150ZM154 99V98H153ZM152 99V100H153ZM160 99V100H161ZM41 100V99H40ZM149 100V99H148ZM214 101L215 100V103L213 104H208L209 103V101ZM217 100H219V99H217ZM221 101H222V99H220ZM29 101V102H28ZM50 101V100H49ZM49 101H47V102H49ZM53 101V102H54ZM146 101V100H145ZM144 101V102H145ZM150 101V100H149ZM155 101H157V99H155ZM154 101V102H155ZM161 101V102H162ZM231 101V102H230ZM257 101L258 100H256V103H257ZM45 102H43V104L45 103ZM47 102H46V104H47ZM60 102V103H59ZM65 102V101H64ZM83 102V101H82ZM111 102V101H110ZM147 102V101H146ZM160 102V101H159ZM218 102H220V103H218ZM226 102V103H225ZM230 102V103H229ZM50 103V102H49ZM52 103V102H51ZM55 103V102H54ZM54 103H52V104H54ZM57 103H55V104H57ZM66 103V102H65ZM103 103V102H102ZM211 103V102H210ZM229 103V104H228ZM258 103H259V101H258ZM257 103V104H258ZM30 104V105H29ZM54 104V105H55ZM118 104H121L120 102H118ZM255 104V103H254ZM48 105V104H47ZM46 105V107L48 108V110H49V106H47ZM54 105H52V107L51 108H54L53 106ZM113 105V104H112ZM115 105V104H114ZM125 105V104H124ZM128 105V104H127ZM193 105V106H192ZM45 106V105H44ZM44 106L42 107V108H44ZM59 106V105H58ZM71 106V105H70ZM74 106V105H73ZM104 106V105H103ZM153 106H155V105H153ZM159 106V105H158ZM169 106V105H168ZM175 106V107H176ZM118 107V106H117ZM116 107V108H117ZM120 107V106H119ZM128 107V106H127ZM160 107V106H159ZM162 108L164 107V106H161ZM160 107V108H161ZM234 107V108H235ZM257 107V106H256ZM81 108V107H80ZM105 108V107H104ZM121 108H122V106L118 109V116L116 115V118L118 117H120V118H122V120L124 119V120H126V119H128L129 120V117L128 116H126V113L128 112V110H126V111H122L121 110ZM136 108V107H135ZM160 108H159V110H160ZM173 109H174V107H172ZM180 109H181V113L182 112H185L186 113V111H183L182 110V108H181V106L179 107ZM252 108H253V106H252ZM123 109V108H122ZM132 109V108H131ZM155 109H157V108H155ZM166 109V108H165ZM164 109V111H166ZM172 109V111H174ZM39 110V111H38ZM117 110V109H116ZM125 110V109H124ZM158 110V109H157ZM157 110H155V112L157 111ZM179 109H177V110H175L176 112L178 111ZM239 110V111H240ZM53 111V110H52ZM72 111V110H71ZM74 111V110H73ZM87 111H88V109H87ZM109 111H112V109L111 110H109ZM121 113H120V112ZM163 111V112H164ZM174 111V112H175ZM250 111V110H249ZM43 112H45V111H43ZM103 112V111H102ZM108 112V111H107ZM107 112H105V113H107ZM135 112V111H134ZM162 112V111H161ZM167 112V111H166ZM169 112V111H168ZM167 112V113H168ZM226 112H227V110H226ZM242 112V111H241ZM48 113V112H47ZM52 113V112H51ZM56 113V112H55ZM54 113V114H55ZM61 113V112H60ZM69 113V112H68ZM104 113V114H105ZM158 113V112H157ZM178 113V112H177ZM185 113H184V115H185ZM194 114H195V112H193ZM192 113V114H193ZM223 113H224V111H223ZM232 113H234V111L232 112ZM240 113V112H239ZM247 113H248V111H247ZM46 114V113H45ZM111 114V113H110ZM153 114H155L154 112H153ZM169 114V113H168ZM187 114H189V113H187ZM231 114V113H230ZM39 115H41V116H39ZM102 115V114H101ZM113 115V114H112ZM111 115V116H112ZM120 115V116H119ZM162 115V117L165 115H163V114H161ZM181 115H183V113L181 114ZM217 114H215V116H216ZM218 115H220V114H218ZM217 115V116H218ZM51 116V115H50ZM53 116V115H52ZM51 116V117H52ZM57 116V115H56ZM131 116H132V114H131ZM141 116V115H140ZM139 116V117H140ZM159 116V115H158ZM166 116V115H165ZM214 116V118L212 119V120H216V122L218 121V119H215L216 117ZM244 116V115H243ZM58 117V116H57ZM114 117V116H113ZM112 117V118H113ZM126 117H128V118H126ZM152 117V119L154 118V121L153 122H156L155 121V117H153V116H151ZM162 117H161V121H160V123H162L163 121L165 122V117H164V119H162ZM171 117V116H170ZM178 117H180V116H178ZM193 117V116H192ZM263 117V116H262ZM25 118H29V120H30V123L28 122V125H25V127H23L24 125H21V124H23V123H21L20 124V122H23V121H25ZM61 118V117H60ZM116 118L114 117V121L116 120ZM117 118V119H118ZM131 118H133V116L131 117ZM160 118V117H159ZM190 118V117H189ZM218 118V117H217ZM252 118V117H251ZM157 119H158V117H157ZM156 119V120H157ZM191 119V118H190ZM222 119V118H221ZM221 119H219V121L221 120ZM228 119H229V117H228ZM241 119H242V117H241ZM44 120V121H43ZM57 120H60V119H57ZM138 120H139V118H138ZM178 120V119H177ZM211 120V119H210ZM224 120V119H223ZM222 120V121H223ZM251 120V119H250ZM253 120V119H252ZM259 120H260V118H259ZM258 120V121H259ZM120 121V120H119ZM136 121V120H135ZM142 121V120H141ZM146 121V120H145ZM245 121V120H244ZM12 123L13 122V124L11 125V126H9L8 124L9 123ZM26 122V123H27ZM59 122V121H58ZM65 122V121H64ZM116 122V121H115ZM130 122L131 121H128L127 122V120L124 122V123H128V124H130ZM139 122V121H138ZM157 122H159V119L157 120ZM156 122V123H157ZM166 122H168V121H166ZM176 122V121H175ZM179 122V121H178ZM260 122V121H259ZM258 122V125L260 124ZM262 122V121H261ZM60 123V122H59ZM61 123H62V121H61ZM116 123H118V122H116ZM115 123V124H116ZM120 123L122 124V121H120ZM119 123V124H120ZM137 123V122H136ZM146 123H147V121H146ZM206 123V122H205ZM209 123V122H208ZM242 123V122H241ZM247 123V122H246ZM263 123V122H262ZM83 124V123H82ZM84 124H86V123H84ZM138 124V123H137ZM145 124V123H144ZM234 124V123H233ZM74 125V124H73ZM95 125V124H94ZM105 125V124H104ZM122 125H127V124H122ZM149 125V124H148ZM206 125V124H205ZM210 125H212V124H210ZM232 125V124H231ZM230 125V126H231ZM248 125H249V122H248ZM251 125H253L252 127H254V123L253 122H250V126ZM261 125V124H260ZM263 125V124H262ZM66 126H68V125H66ZM70 126V125H69ZM113 126H114V124H113ZM125 126H123V127H125ZM128 126V125H127ZM144 126V125H143ZM142 126V127H143ZM147 126V125H146ZM220 126V125H219ZM225 126V125H224ZM241 126V125H240ZM247 126V125H246ZM256 126V125H255ZM10 127H11V129H10ZM57 127V128H56ZM65 127V126H64ZM85 127V126H84ZM104 127V126H103ZM111 127V126H110ZM119 127V126H118ZM122 127V126H121ZM135 127V126H134ZM209 127V126H208ZM235 127H237V126H235ZM261 127V126H260ZM264 127V125L262 126V128ZM10 130H9V129ZM61 128V127H60ZM63 128V127H62ZM127 128H129V127H127ZM126 128V129H127ZM138 128V127H137ZM141 128V127H140ZM151 128V127H150ZM155 128V127H154ZM230 128V127H229ZM251 128V127H250ZM69 129V128H68ZM73 129V128H72ZM117 129V128H116ZM158 129V128H157ZM228 129V128H227ZM226 129V131H228ZM231 129V128H230ZM237 129H239V128H237ZM256 129V128H255ZM258 129V128H257ZM77 130V129H76ZM106 130V129H105ZM125 130V129H124ZM151 130V129H150ZM154 130V129H153ZM160 130V129H159ZM215 130V128L213 129V131ZM232 130V129H231ZM231 130H230V133H231ZM235 130V129H234ZM259 130V129H258ZM59 131H61L60 129H59ZM58 131V132H59ZM68 131H71V130H68ZM118 131V130H117ZM123 131V130H122ZM155 131V130H154ZM161 131V130H160ZM212 131V130H211ZM262 131V130H261ZM53 132H55V130H53ZM62 132V131H61ZM63 132H64V130H63ZM72 132V131H71ZM70 132V133H71ZM109 132V131H108ZM107 132V133H108ZM127 132V131H126ZM221 132H223V130L221 131ZM221 132H220V134H221ZM225 132V131H224ZM234 132V131H233ZM237 132H239V131H237ZM236 132V133H237ZM245 133H246V131H244ZM259 132V131H258ZM65 133H66V131H65ZM110 133H112V132H110ZM147 133H148V131H147ZM156 133V132H155ZM202 133V132H201ZM206 133H208V132H206ZM212 133V132H211ZM218 133V132H217ZM51 134H53V133H51ZM77 134V133H76ZM152 134V133H151ZM151 134H149L148 135V137H146V138H149V136L151 135ZM182 134V133H181ZM205 134V133H204ZM210 134V133H209ZM219 134V133H218ZM248 134V133H247ZM27 135V136H26ZM147 135V134H146ZM156 135V134H155ZM188 135V134H187ZM212 135V134H211ZM217 135V134H216ZM233 135V134H232ZM235 135V134H234ZM237 135H239V134H237ZM246 135V134H245ZM254 135V134H253ZM127 136V134L124 136V137H126ZM210 136V135H209ZM220 136V135H219ZM218 136V137H219ZM260 136H262V135H260ZM259 135H258V137H260ZM55 137H57V135L55 136ZM60 137H61V135H60ZM76 137V136H75ZM78 137V136H77ZM106 137L107 136H105V139H106ZM113 137V136H112ZM112 137H107V138H109V139H111ZM150 137H154V134L153 135H151ZM157 137V136H156ZM156 137H155V140H156ZM234 137H236V136H234ZM240 137V136H239ZM256 137V136H255ZM17 138V139H16ZM18 138H19V142H18ZM29 138V139H28ZM88 138V137H87ZM120 138V137H119ZM210 138H212V137H210ZM214 138V137H213ZM217 138V137H216ZM224 138H225V136H224ZM223 138V139H224ZM241 138V137H240ZM253 138V137H252ZM41 139V140H40ZM63 139V138H62ZM79 139V138H78ZM77 139V140H78ZM219 139V138H218ZM227 139V138H226ZM247 139V138H246ZM254 139V138H253ZM252 139V140H253ZM259 139V138H258ZM261 139H262V137H261ZM261 139H259V140H257L259 143L260 142H262L261 141ZM264 139V138H263ZM23 140H25V138L23 139ZM57 140V139H56ZM155 140H152L153 142L155 141ZM245 140V139H244ZM100 141V140H99ZM151 141V142H152ZM158 140H156L154 143L156 144V142H157ZM184 141H185V139H184ZM184 141H182V142H184ZM210 141V140H209ZM220 141V140H219ZM229 141V140H228ZM236 141V140H235ZM242 141V140H241ZM25 142V141H24ZM28 142V141H27ZM33 142V141H32ZM57 142V141H56ZM81 142V141H80ZM146 142H148V141H146ZM150 142V141H149ZM152 142V143H153ZM160 142V141H159ZM159 142H157V143H159ZM178 142H180L179 140H178ZM186 142V141H185ZM137 143V142H136ZM153 143V144H154ZM220 143H222V142H220ZM229 143H231L230 141H229ZM228 143V144H229ZM244 143V142H243ZM28 144V143H27ZM80 144V143H79ZM148 144V143H147ZM154 144V145H155ZM196 144V143H195ZM207 144V143H206ZM226 144V143H225ZM242 144V143H241ZM247 144V143H246ZM47 144H44V146H46ZM180 145H181V143H180ZM235 145V144H234ZM244 145V144H243ZM257 145H258V143H257ZM263 145V144H262ZM48 146V145H47ZM80 146H81V144H80ZM134 146H135V144H134ZM138 146H139V144H138ZM141 146H144V144L143 145H141ZM147 146V145H146ZM149 146V145H148ZM157 146H158V144H157ZM184 146V145H183ZM219 146V145H218ZM245 146V145H244ZM140 147V146H139ZM151 147V146H150ZM166 147V146H165ZM211 147V146H210ZM225 147V146H224ZM234 147V146H233ZM232 147V148H233ZM137 149H139L138 147H136ZM208 148V147H207ZM217 148V147H216ZM220 148V150H221V147H219ZM229 148V147H228ZM231 148V147H230ZM125 149V148H124ZM132 149H134V148H132ZM136 149V150H137ZM143 149H145V148H143ZM147 149V148H146ZM158 149V148H157ZM162 149V148H161ZM181 149V148H180ZM184 149V148H183ZM183 149H182V151H183ZM213 149V148H212ZM233 149H236V147L235 148H233ZM240 149V148H239ZM262 149H263V146H262ZM38 150V149H37ZM128 150H130V149H127V152H129ZM169 150V149H168ZM175 150V149H174ZM190 150V149H189ZM237 150V149H236ZM250 150V149H249ZM251 150H252V148H251ZM43 151V150H42ZM81 151V150H80ZM106 151V150H105ZM114 151V150H113ZM148 151H149V149H148ZM164 151V150H163ZM179 151H181V150H179ZM186 151V150H185ZM214 151V150H213ZM230 151V150H229ZM233 151V150H232ZM263 151V150H262ZM55 152H54V154H55ZM131 152V151H130ZM129 152V153H130ZM141 152V151H140ZM150 152V151H149ZM178 152V151H177ZM235 152V151H234ZM250 152V151H249ZM252 152H253V150H252ZM251 152V153H252ZM36 153H38V152H36ZM49 153H51V152H49ZM121 153V152H120ZM123 153V152H122ZM132 153V152H131ZM146 153V152H145ZM151 153V152H150ZM167 153V152H166ZM173 153V152H172ZM179 153V152H178ZM187 153V152H186ZM192 153V152H191ZM226 153H227V151H226ZM230 153V152H229ZM255 153V152H254ZM128 154V153H127ZM149 154V153H148ZM151 154H153V153H151ZM168 154H170V153H168ZM201 154V153H200ZM206 154H208V153H206ZM211 155H212V153H210ZM232 154V153H231ZM240 154V153H239ZM261 154H262V152H261ZM42 155H44V153L42 154ZM113 155V154H112ZM147 155V154H146ZM150 155V154H149ZM235 155H236V153H235ZM39 156V155H38ZM118 156H120V155H118ZM142 156V155H141ZM167 156V155H166ZM178 156H180V155H178ZM212 156H216V155H212ZM218 156V155H217ZM223 156V155H222ZM234 156V154L232 155V157ZM244 156H246V155H244ZM247 156H248V154H247ZM251 156V155H250ZM260 156V155H259ZM40 157V156H39ZM169 157V156H168ZM183 157V156H182ZM195 157V156H194ZM225 157V156H224ZM55 158V157H54ZM143 158V157H142ZM145 158V157H144ZM153 157H149V159H152ZM161 158V157H160ZM180 158H181V156H180ZM180 158H178V160L180 159ZM220 158H221V155H220ZM228 158V157H227ZM234 158V157H233ZM236 158V157H235ZM241 158V157H240ZM240 158H237V159H239V160H242V159H240ZM243 158V157H242ZM248 158V157H247ZM250 158V157H249ZM255 158H256V156H255ZM128 159H130V158H128ZM135 159H137V158H135ZM157 159V158H156ZM177 159V158H176ZM183 159V158H182ZM193 159V158H192ZM229 159V158H228ZM231 159V158H230ZM237 159H235L236 161H239V160H237ZM42 160V161H41ZM57 160V159H56ZM63 160H62V162H63ZM105 160H106V158H105ZM115 160H116V158H115ZM132 160H133V158H132ZM200 160H202V159H200ZM232 160H234V159H232ZM234 160V161H235ZM244 161H245V159H243ZM147 161V160H146ZM151 161H153V159L151 160ZM227 161V160H226ZM234 161H231L230 162V164L232 163V162H234ZM236 161H235V164H236ZM149 162V161H148ZM162 162V161H161ZM185 162V161H184ZM240 163H241V161H239ZM243 162V161H242ZM109 163V162H108ZM170 163V162H169ZM179 163V162H178ZM180 163H182V162H180ZM204 163V162H203ZM239 163V164H240ZM260 163V162H259ZM258 163V164H259ZM56 165H57V163H55ZM64 164V165H65ZM115 164V163H114ZM135 164V163H134ZM139 164V163H138ZM150 164V163H149ZM148 164V165H149ZM157 164V163H156ZM156 164H154V165H156ZM185 164V163H184ZM220 165L222 164V163H219ZM225 164H226V162H225ZM227 164H229V163H227ZM233 164V163H232ZM245 164V163H244ZM168 165V164H167ZM178 165H180V164H178ZM182 165V164H181ZM241 165H242V163H241ZM240 165V166H241ZM256 165V164H255ZM110 166V165H109ZM114 166V165H113ZM116 166V165H115ZM114 166V167H115ZM118 166H119V164H118ZM118 166H117V168H118ZM142 166V165H141ZM146 166H147V162H146ZM158 166V165H157ZM177 166V165H176ZM191 166V165H190ZM215 166H217V165H215ZM219 166V165H218ZM227 166V165H226ZM225 166V167H226ZM238 166V165H237ZM240 166H238V167H240ZM244 166V165H243ZM246 166V165H245ZM257 166V165H256ZM255 166V167H256ZM259 166V165H258ZM262 166V165H261ZM59 167V166H58ZM58 167H57V169H58ZM61 167V166H60ZM63 167V166H62ZM91 167V166H90ZM120 167V166H119ZM130 167V166H129ZM128 167V168H129ZM159 167V166H158ZM163 167V166H162ZM168 167V166H167ZM221 167V166H220ZM263 167V166H262ZM18 168V167H17ZM64 168V167H63ZM88 168V167H87ZM127 168V169H128ZM187 168V167H186ZM191 168V167H190ZM215 168V167H214ZM222 168V167H221ZM227 168V167H226ZM228 168H229V166H228ZM241 168V170H242V167H240ZM257 168V167H256ZM255 168V169H256ZM72 169H76V168H73L72 167ZM84 169V168H83ZM120 169V168H119ZM126 169V168H125ZM137 169H138V167H137ZM140 169V168H139ZM142 169V168H141ZM150 169V168H149ZM230 169H231V167H230ZM230 169H229V171H230ZM234 170H235V168H233ZM231 170V171H233V172H235L236 173V171L237 172H239V174H240V172L241 171H239L240 169L239 168H236L237 170L236 171H234V170ZM67 170V169H66ZM91 170V169H90ZM115 169L113 168V171H114ZM154 170V169H153ZM205 170V169H204ZM207 170V169H206ZM223 170V169H222ZM221 170V171H222ZM228 170V169H227ZM227 170H226V172H227ZM244 171L246 170V169H243ZM242 170V171H243ZM251 169H249V171H250ZM261 170V171H260ZM68 171V170H67ZM71 171V170H70ZM79 171V170H78ZM129 171V170H128ZM143 171V170H142ZM179 171V170H178ZM212 171H214V170H212ZM221 171H219V172H221ZM247 171V170H246ZM1 172H3V173H1ZM58 172V171H57ZM80 172H82V171H80ZM87 172V171H86ZM95 172V171H94ZM133 172V171H132ZM144 172H146V170L144 171ZM147 172H149V170L147 171ZM155 172V171H154ZM204 172V171H203ZM215 172H217V171H215ZM225 172V173H226ZM259 172V173H258ZM91 173V172H90ZM117 173V172H116ZM115 173V174H116ZM123 173H125V172H123ZM126 173H127V171H126ZM211 173V172H210ZM228 173V172H227ZM241 173H243V172H241ZM246 172H244V174H245ZM248 173V172H247ZM246 173V174H247ZM256 173H258V177L259 178H257V177H255V176H257V174ZM15 174V173H14ZM43 174V175H42ZM50 174V173H49ZM80 174V173H79ZM88 174H89V172H88ZM88 174L87 175H76L77 177H75L74 176V178L72 177V178H62L61 179V181H62V183L64 184V185H66V186H63V187H66V188H68L69 189V187H70V189L72 188V187H74V189H75V187H77V186H79V187H82V184H85V182H86V179L89 177L88 176ZM92 174V173H91ZM118 174H121V173H118ZM131 174V173H130ZM141 174V173H140ZM216 174V173H215ZM222 174H224V173H222ZM237 174V173H236ZM235 174V175H236ZM40 175H42V176H40ZM55 175V174H54ZM54 175H52V176H54ZM125 175V174H124ZM127 175V174H126ZM132 175H134V174H132ZM147 174H145V176H146ZM150 175H151V173H150ZM155 175V174H154ZM158 175V174H157ZM232 175V174H231ZM251 175H253V173L251 174ZM11 176V175H10ZM40 176V177H39ZM49 176V175H48ZM52 176H51V178H52ZM115 176V175H114ZM130 176V175H129ZM162 176V175H161ZM193 176V175H192ZM198 176V174L196 175V177ZM226 176H228V175H226ZM241 176V175H240ZM255 178H256V180H264V179H261V178H264V171H263V169H261V168H259V171H257V172H255L254 173V175H253ZM8 177V176H7ZM36 177H38V179L37 180H39V178H40V181H37V180H35L37 183L35 184L34 182V179L36 178ZM121 177V176H120ZM148 177H149V175H148ZM153 177V176H152ZM150 178V180L151 179H153V178ZM190 177V176H189ZM202 177H203V175H202ZM217 177H220L219 175L217 176ZM230 175H229V180L228 181H223L224 179H225V177H224V179L223 180H221V181H223V183H225L224 185L225 186H223L222 185V188H223V191L225 190V192H226V189H229V188H226V186H227V184L228 183H230V184H228L229 186L231 185V184H233V183H231V181L233 182V181H235L236 179L235 178H237V177H239V176H237V177H235V178H232L233 177V175H232V179H235V180H231L230 179ZM245 177V176H244ZM243 177V178H244ZM247 177H251L250 176V173H248V176ZM253 177V178H254ZM111 178H113V177H111ZM123 178V177H122ZM129 178V177H128ZM134 178V177H133ZM132 178V179H133ZM141 178V177H140ZM227 178L225 179V180H227ZM47 179H49V178H47ZM46 178H45V180H47ZM68 179V180H67ZM124 179V178H123ZM131 179V178H130ZM148 182H149V178L147 179V177L145 178ZM191 179V178H190ZM197 179V178H196ZM204 179V178H203ZM240 179V178H239ZM241 179H242V177H241ZM241 179L240 180H237L236 182H242L243 181V179H242V181H241ZM244 179H246V177L244 178ZM248 179V178H247ZM26 180V179H25ZM43 180H44V178H43ZM51 180V179H50ZM112 180V179H111ZM154 180H156V179H154ZM153 180V181H154ZM158 180V179H157ZM193 180V179H192ZM212 180V179H211ZM214 180H215V177H214ZM258 180V181H259ZM34 181V182H33ZM87 181H88V179H87ZM113 181V182H112ZM110 183L114 186V188L116 187V189L117 188H119V184H121V183H119V182H125V183H127L128 182V179L126 178V179H124V180H122V179H118V178H116V179H113ZM127 181V182H126ZM140 181H143V180H141L140 179ZM139 181V182H140ZM153 181H150L152 184H150L149 183V185H153V186H155V184H157L156 182H154V184H153ZM213 181V180H212ZM217 181V180H216ZM219 181V180H218ZM246 181H250V183H251V180H246ZM253 181H255L254 179H253ZM261 181H259L260 182V187H262V188H264L263 186V182H261ZM20 182V181H19ZM42 182V181H41ZM45 182V184L47 183L48 184V182L49 181H44ZM137 182H138V178H137ZM163 182V181H162ZM211 182V181H210ZM226 182H228L227 184H226ZM235 182V183H236ZM259 182H257V183H259ZM33 183V184H32ZM43 183V182H42ZM54 183V182H53ZM62 183H60V181H59V188L58 189H62L61 188V185L60 184H62ZM109 183V182H108ZM107 183V184H108ZM119 183V184H118ZM145 183V182H144ZM160 183V182H159ZM217 183V182H216ZM219 183V182H218ZM222 183V184H223ZM246 183H248V182H246ZM245 183V184H246ZM256 183V182H255ZM261 183H263L262 184V186H261ZM35 184V185H34ZM46 184V185H47ZM52 184V183H51ZM118 184V185H117ZM129 184H130V182H129ZM128 184V185H129ZM148 184V183H147ZM162 184V183H161ZM182 184V183H181ZM242 184H244V182L242 183ZM32 185H34V186H32ZM45 185V186H46ZM57 185H58V182H57ZM122 185V184H121ZM146 185V184H145ZM212 185V184H211ZM217 185V184H216ZM237 185H239V183H237L236 184V186ZM257 185V184H256ZM256 185H255V188H256ZM5 186V185H4ZM40 186V185H39ZM48 186V185H47ZM67 186H69V187H67ZM85 186V185H84ZM108 186H109V184H108ZM111 186V185H110ZM134 186V185H133ZM137 186V185H136ZM180 186V185H179ZM209 186V185H208ZM229 186H227V187H229ZM234 186V185H233ZM240 186V185H239ZM242 186V185H241ZM244 186H246V185H244ZM243 186V187H244ZM248 186V185H247ZM33 187V188H32ZM79 187H77V188H79ZM130 187V186H129ZM157 187V186H156ZM166 187V186H165ZM212 187V186H211ZM216 187V186H215ZM225 187V188H224ZM18 188V187H17ZM55 188V187H54ZM65 188V189H66ZM111 188V187H110ZM113 188V187H112ZM112 188H111V190H112ZM113 188V189H114ZM121 188V187H120ZM120 188H119V190H120ZM149 188V187H148ZM160 188V187H159ZM180 188V187H179ZM185 188V187H184ZM206 188V187H205ZM214 188V187H213ZM257 188H258V186H257ZM256 188V189H257ZM14 189V188H13ZM106 189V188H105ZM123 189V188H122ZM156 189V188H155ZM165 189V188H164ZM168 189V188H167ZM208 189V188H207ZM256 189H255V191H256ZM261 189V188H260ZM259 189V190H260ZM62 190H64V189H62ZM71 190H73V189H71ZM103 190V189H102ZM160 190V189H159ZM163 190V189H162ZM210 190H211V188H210ZM231 190V189H230ZM240 190V189H239ZM250 190V189H249ZM84 191V190H83ZM129 191V190H128ZM127 191V192H128ZM139 191V190H138ZM158 191V190H157ZM172 191V190H171ZM200 191H201V189H200ZM208 191V194H209V190H207ZM212 191V190H211ZM214 191V190H213ZM212 191V192H213ZM216 191V190H215ZM233 191V190H232ZM235 191V190H234ZM264 191V190H263ZM7 192V191H6ZM58 192V191H57ZM59 192H61V191H59ZM71 192V191H70ZM103 192H104V190H103ZM107 192V191H106ZM105 192V193H106ZM111 192V191H110ZM110 192H108V193H110ZM177 192V191H176ZM201 192H203V190L201 191ZM231 192V191H230ZM5 193V192H4ZM13 193V192H12ZM107 193V194H108ZM140 193V192H139ZM224 193V192H223ZM246 193V192H245ZM258 193V192H257ZM260 193V192H259ZM258 193V194H259ZM8 194V193H7ZM123 194V193H122ZM138 194V193H137ZM145 194H147V193H145ZM171 194V193H170ZM199 194H200V192H199ZM207 194V195H208ZM212 193L210 192V194L209 195H211ZM216 194V193H215ZM231 194V193H230ZM261 194V193H260ZM71 195V194H70ZM102 195V194H101ZM119 195V194H118ZM188 195V194H187ZM204 195V194H203ZM208 195V196H209ZM229 195V194H228ZM232 195V194H231ZM230 195V196H231ZM74 196V195H73ZM163 196V195H162ZM173 196V195H172ZM175 196V195H174ZM190 196V195H189ZM261 196V195H260ZM19 196H15V198L14 197H12V199L11 198H9V199H11L12 201H15L16 199H19L20 198ZM38 197V196H37ZM36 197V198H37ZM50 197V196H49ZM49 197H48V199H49ZM116 197V196H115ZM142 197V196H141ZM171 197V196H170ZM231 197H233V196H231ZM230 197V198H231ZM4 198V197H3ZM39 198V197H38ZM145 198H146V196H145ZM156 198V197H155ZM167 198H169V197H167ZM227 198H229V197H227ZM8 199V198H7ZM52 199V198H51ZM50 199V200H51ZM112 199V198H111ZM164 199V198H163ZM187 199V198H186ZM247 199V198H246ZM4 200V199H3ZM46 200V199H45ZM115 200V199H114ZM136 200V199H135ZM134 200V201H135ZM158 200H159V198H158ZM157 200V201H158ZM188 200V199H187ZM12 201H10L9 203L11 204L12 203ZM28 201H30V200H28ZM53 201V200H52ZM51 201V202H52ZM133 201V202H134ZM139 201V200H138ZM138 201H137V203H138ZM151 201V200H150ZM161 201V200H160ZM169 201V200H168ZM246 201V200H245ZM3 202V201H2ZM2 202H0V204H2ZM113 202V201H112ZM129 202V201H128ZM133 202H130L129 204L132 206H134L135 204H137V203H135V204H132ZM136 202V201H135ZM146 202V201H145ZM167 202V201H166ZM214 202V201H213ZM227 202V201H226ZM225 202V203H226ZM7 203V202H6ZM15 203V202H14ZM19 203V202H18ZM61 203V202H60ZM127 203V202H126ZM144 203V202H143ZM169 203V202H168ZM179 203V202H178ZM9 204V205H10ZM122 204H124V203H122ZM128 204V205H129ZM139 204V203H138ZM137 204V205H138ZM175 204V203H174ZM217 204H219V202L217 203ZM237 204V203H236ZM14 205V204H13ZM22 205V204H21ZM26 205V204H25ZM50 205H52V204H50ZM128 205L126 206V204H124V208H123V210L124 209H126L127 207H128ZM140 205H142V204H140ZM140 205H138L139 207H140ZM235 205V204H234ZM237 205H239V204H237ZM243 205V204H242ZM17 206V205H16ZM24 206V205H23ZM112 206V205H111ZM131 206H129V208L131 207ZM223 206V205H222ZM241 206V205H240ZM116 207H120L119 205L118 206H116ZM126 207V208H125ZM9 208V207H8ZM120 208H122V207H120ZM119 208V209H120ZM141 208V207H140ZM144 208V207H143ZM142 208V209H143ZM158 208V207H157ZM165 209L166 207H162V209ZM244 208V207H243ZM12 209V208H11ZM47 209V208H46ZM155 209V208H154ZM159 209V208H158ZM157 209V210H158ZM237 209H239V208H237ZM6 210H8V209H6ZM105 210V209H104ZM114 210V209H113ZM9 211V210H8ZM99 211V210H98ZM108 211V210H107ZM115 211V210H114ZM125 211V210H124ZM131 211V210H130ZM54 212V211H53ZM97 212V211H96ZM105 212V211H104ZM113 212V211H112ZM6 213V212H5ZM111 213V212H110ZM109 212H108V215L107 216H109L110 217V215H112V214H110ZM134 213H136V212H134ZM96 214V213H95ZM114 214H115V212H114ZM3 215V214H2ZM116 215V214H115ZM8 216V215H7ZM93 217H94V215H92ZM96 216V215H95ZM107 216H106V218L105 219H109V218H107ZM114 216V215H113ZM119 216V215H118ZM245 216V215H244ZM5 217V216H4ZM49 217V216H48ZM54 217V216H53ZM89 217V216H88ZM2 218V217H1ZM50 219H52V218H50ZM102 219V218H101ZM120 219V218H119ZM118 219V220H119ZM240 219V218H239ZM110 220V219H109ZM114 220H115V218H114ZM10 221V220H9ZM52 221H53V223H54V218H53V220H50L49 222H51V225L52 226H54L53 224H52ZM100 222H101V220H99ZM102 221H103V219H102ZM12 221H10V223H11ZM48 222V223H49ZM115 222V221H114ZM9 223V222H8ZM33 223V222H32ZM119 223V222H118ZM118 223H117V225H118ZM14 224V223H13ZM50 224V223H49ZM108 224V223H107ZM47 225V224H46ZM57 225V224H56ZM86 225H88V224H86ZM92 225H94V224H92ZM96 225V224H95ZM100 225H101V223H100ZM8 226V225H7ZM102 226H104V225H102ZM95 227V226H94ZM173 227V226H172ZM171 227V228H172ZM27 228V227H26ZM33 228V227H32ZM35 228V227H34ZM33 228V229H34ZM88 228H92V227H88ZM111 228V227H110ZM255 228V227H254ZM257 228V227H256ZM16 229V228H15ZM21 229V228H20ZM70 229V228H69ZM103 229V228H102ZM107 229V228H106ZM108 229H109V227H108ZM173 229V228H172ZM177 229V228H176ZM247 229V228H246ZM250 229V228H249ZM35 230V229H34ZM62 230V229H61ZM64 230V229H63ZM71 230V229H70ZM112 230V229H111ZM174 230V229H173ZM257 230V229H256ZM11 231V230H10ZM16 231V230H15ZM95 231V230H94ZM177 231V230H176ZM244 231V230H243ZM8 232V231H7ZM24 232V231H23ZM71 232V231H70ZM89 233H91L90 231H88ZM87 232V233H88ZM93 232V231H92ZM97 233H98V231H97ZM254 233V232H253ZM23 234V233H22ZM26 234H28V233H26ZM32 234V233H31ZM30 234V235H31ZM70 234V233H69ZM68 234V235H69ZM105 234V233H104ZM250 234V233H249ZM6 235V234H5ZM72 235V234H71ZM85 235V234H84ZM84 235H83V237H84ZM90 235H92V234H90ZM89 235V237H91L92 238V236H90ZM97 235V234H96ZM95 235V236H96ZM13 234H12V231H11V233H8L7 234V239L8 240H12V238H13ZM20 236V235H19ZM66 236V235H65ZM103 236V235H102ZM105 236V235H104ZM3 237V236H2ZM17 237V236H16ZM82 237V238H83ZM5 238V237H4ZM31 238V237H30ZM91 238H89V241H90V239ZM94 238V237H93ZM97 238H99V237H97ZM103 237H101V238H99V239H102ZM104 238H106V237H104ZM72 239V238H71ZM85 239H87V237L86 238H84V239H82L81 241V243L83 244V242H85V244H86V241H85ZM99 239H98V241H99ZM14 240L15 239H13V242H14ZM67 240H68V237H67ZM72 240H74V239H72ZM96 239L94 238V241H95ZM71 242V241H70ZM88 242V241H87ZM96 243H97V241H95ZM95 242L93 243L94 245H95ZM101 242H103V241H101ZM100 242V243H101ZM110 243V242H109ZM77 244V243H76ZM81 244V245H82ZM102 244V243H101ZM13 245V244H12ZM87 245H88V243H87ZM97 245H98V243H97ZM100 245V244H99ZM64 246V245H63ZM237 246V245H236ZM78 247V246H77ZM82 247V246H81ZM84 247V246H83ZM89 247V246H88ZM92 247V246H91ZM93 248V247H92ZM110 248H112V247H110ZM71 250V249H70ZM89 250V249H88ZM87 251V250H86ZM82 252V251H81ZM211 257V256H210ZM213 264V263H212ZM219 264V263H218Z\"/></svg>","mask_w":264,"mask_h":264}]
</instances>
